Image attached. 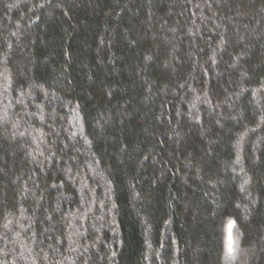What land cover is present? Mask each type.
<instances>
[{"label": "trees", "instance_id": "16d2710c", "mask_svg": "<svg viewBox=\"0 0 264 264\" xmlns=\"http://www.w3.org/2000/svg\"><path fill=\"white\" fill-rule=\"evenodd\" d=\"M0 264H264V0H0Z\"/></svg>", "mask_w": 264, "mask_h": 264}, {"label": "snow or ice", "instance_id": "6c2138e0", "mask_svg": "<svg viewBox=\"0 0 264 264\" xmlns=\"http://www.w3.org/2000/svg\"><path fill=\"white\" fill-rule=\"evenodd\" d=\"M229 251L231 252V248H229Z\"/></svg>", "mask_w": 264, "mask_h": 264}]
</instances>
